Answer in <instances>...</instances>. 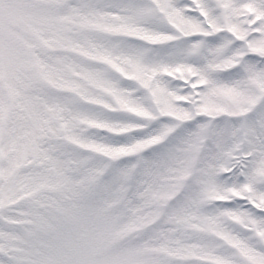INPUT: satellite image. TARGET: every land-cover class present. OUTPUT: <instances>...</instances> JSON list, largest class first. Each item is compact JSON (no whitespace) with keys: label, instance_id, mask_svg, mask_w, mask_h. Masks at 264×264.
Wrapping results in <instances>:
<instances>
[{"label":"snow or ice","instance_id":"obj_1","mask_svg":"<svg viewBox=\"0 0 264 264\" xmlns=\"http://www.w3.org/2000/svg\"><path fill=\"white\" fill-rule=\"evenodd\" d=\"M0 264H264V0H0Z\"/></svg>","mask_w":264,"mask_h":264}]
</instances>
